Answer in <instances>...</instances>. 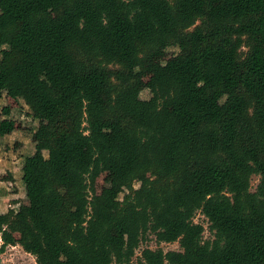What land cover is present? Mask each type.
Here are the masks:
<instances>
[{
  "label": "trees",
  "instance_id": "trees-1",
  "mask_svg": "<svg viewBox=\"0 0 264 264\" xmlns=\"http://www.w3.org/2000/svg\"><path fill=\"white\" fill-rule=\"evenodd\" d=\"M0 70L41 123L39 152L56 150L24 159L28 204L0 222V253L133 264L152 236L181 250L137 264H264V0H0ZM111 170L123 199L96 192Z\"/></svg>",
  "mask_w": 264,
  "mask_h": 264
},
{
  "label": "rangeland",
  "instance_id": "rangeland-1",
  "mask_svg": "<svg viewBox=\"0 0 264 264\" xmlns=\"http://www.w3.org/2000/svg\"><path fill=\"white\" fill-rule=\"evenodd\" d=\"M182 57L181 50L169 48L161 52L154 58L155 62L163 64L172 63ZM132 66L135 69L140 68L139 61H133ZM1 74V70H0ZM155 90L154 77L150 75L144 82L141 92L142 100L151 99ZM233 97L230 88L221 100H217L214 105L220 107L225 101ZM12 121L13 127L4 136H0V222L11 218L19 207L28 204V193L22 180V167L26 157H40L45 159H54L56 150L39 152V146L42 143V134L40 130V121L35 119L25 102L20 97H10L5 89H0V124L5 121ZM61 145V143H60ZM122 173L121 170H111L102 173L96 183V192L104 194L112 190L123 199L127 193L114 186L113 178ZM260 178L254 176L252 179V189L255 191L259 185ZM140 189V185H136ZM69 197V196H68ZM194 221L203 224L206 229L205 239L211 238L208 230L209 223L201 214H197ZM2 241L0 240V246ZM153 250L161 248L164 251H180L179 243L162 244L158 246L151 236L148 242H144L137 250L133 259V264H137L142 251L145 248ZM0 264H37L36 259L26 253L20 246H9L3 253H0Z\"/></svg>",
  "mask_w": 264,
  "mask_h": 264
},
{
  "label": "crops",
  "instance_id": "crops-1",
  "mask_svg": "<svg viewBox=\"0 0 264 264\" xmlns=\"http://www.w3.org/2000/svg\"><path fill=\"white\" fill-rule=\"evenodd\" d=\"M22 176H23V173H22Z\"/></svg>",
  "mask_w": 264,
  "mask_h": 264
}]
</instances>
